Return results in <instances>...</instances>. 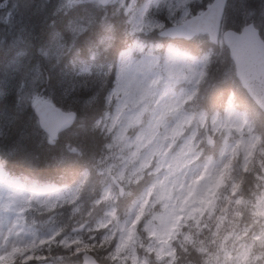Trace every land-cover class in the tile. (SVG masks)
I'll return each instance as SVG.
<instances>
[{"label": "clouds", "instance_id": "1", "mask_svg": "<svg viewBox=\"0 0 264 264\" xmlns=\"http://www.w3.org/2000/svg\"><path fill=\"white\" fill-rule=\"evenodd\" d=\"M21 7L60 54L0 65V264H264V0Z\"/></svg>", "mask_w": 264, "mask_h": 264}, {"label": "trees", "instance_id": "2", "mask_svg": "<svg viewBox=\"0 0 264 264\" xmlns=\"http://www.w3.org/2000/svg\"><path fill=\"white\" fill-rule=\"evenodd\" d=\"M30 0H18V3L23 6L29 3ZM42 0H35V3H40ZM5 0H0V5H3ZM47 21L43 15L32 8L25 10L23 7L20 8L19 12L14 14V20L10 31L5 32V21L0 20V41H6V43L0 44V65H2L7 58L12 54L13 50H26L29 52L33 61L42 60L40 56L36 54V49L39 47H45L49 50V54L52 57V64H55L56 57L60 54L57 48V41L50 38L51 29L47 27ZM57 28H62L61 23H57ZM67 39V37H66ZM9 45L12 47L10 48ZM82 41L77 46H81ZM67 57L61 60V63L55 68H51L52 75L55 79L59 77V73L64 65L67 63ZM43 62V61H42ZM45 68H50V64L45 63ZM33 119L38 121L35 114ZM23 123L21 121L12 129H0V132H9L14 140L18 135V129ZM35 147L34 143L29 144V150H33Z\"/></svg>", "mask_w": 264, "mask_h": 264}, {"label": "water", "instance_id": "3", "mask_svg": "<svg viewBox=\"0 0 264 264\" xmlns=\"http://www.w3.org/2000/svg\"><path fill=\"white\" fill-rule=\"evenodd\" d=\"M33 107L38 122L43 126L56 128L64 118L58 107H53L43 100H35Z\"/></svg>", "mask_w": 264, "mask_h": 264}, {"label": "rangeland", "instance_id": "4", "mask_svg": "<svg viewBox=\"0 0 264 264\" xmlns=\"http://www.w3.org/2000/svg\"><path fill=\"white\" fill-rule=\"evenodd\" d=\"M0 20H4L2 17H0Z\"/></svg>", "mask_w": 264, "mask_h": 264}]
</instances>
